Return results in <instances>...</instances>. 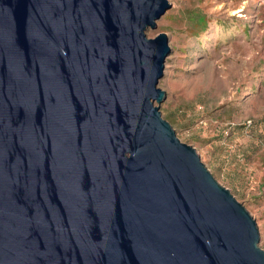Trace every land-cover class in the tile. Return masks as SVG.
Instances as JSON below:
<instances>
[{
  "label": "water",
  "instance_id": "95a60500",
  "mask_svg": "<svg viewBox=\"0 0 264 264\" xmlns=\"http://www.w3.org/2000/svg\"><path fill=\"white\" fill-rule=\"evenodd\" d=\"M168 0H0V264H264L256 219L160 105Z\"/></svg>",
  "mask_w": 264,
  "mask_h": 264
},
{
  "label": "rangeland",
  "instance_id": "374dc122",
  "mask_svg": "<svg viewBox=\"0 0 264 264\" xmlns=\"http://www.w3.org/2000/svg\"><path fill=\"white\" fill-rule=\"evenodd\" d=\"M168 1L146 32L171 48L162 115L250 211L264 249V0Z\"/></svg>",
  "mask_w": 264,
  "mask_h": 264
},
{
  "label": "built area",
  "instance_id": "2783aa9c",
  "mask_svg": "<svg viewBox=\"0 0 264 264\" xmlns=\"http://www.w3.org/2000/svg\"><path fill=\"white\" fill-rule=\"evenodd\" d=\"M251 122H249V125H250Z\"/></svg>",
  "mask_w": 264,
  "mask_h": 264
}]
</instances>
